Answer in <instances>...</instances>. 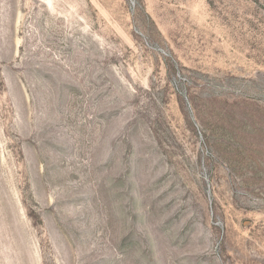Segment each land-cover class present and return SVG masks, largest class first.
<instances>
[{
	"label": "rangeland",
	"instance_id": "obj_1",
	"mask_svg": "<svg viewBox=\"0 0 264 264\" xmlns=\"http://www.w3.org/2000/svg\"><path fill=\"white\" fill-rule=\"evenodd\" d=\"M0 264H264V0H0Z\"/></svg>",
	"mask_w": 264,
	"mask_h": 264
}]
</instances>
